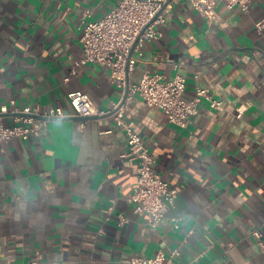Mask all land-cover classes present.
Here are the masks:
<instances>
[{
	"label": "crops",
	"instance_id": "crops-1",
	"mask_svg": "<svg viewBox=\"0 0 264 264\" xmlns=\"http://www.w3.org/2000/svg\"><path fill=\"white\" fill-rule=\"evenodd\" d=\"M117 1L0 0V109L14 101L68 114L0 144V264H126L174 250V264H264L253 235H264V0H241L247 11L219 2L214 22L176 0L163 37L136 54L131 84L144 72L179 74L188 99L207 88L223 102L217 110L204 99L181 128L141 97L131 101L127 118L178 191L157 226L130 201L138 178L123 156L125 132L111 116L81 119L69 99L79 91L110 111L122 97L108 68L76 65L84 21Z\"/></svg>",
	"mask_w": 264,
	"mask_h": 264
},
{
	"label": "built area",
	"instance_id": "built-area-1",
	"mask_svg": "<svg viewBox=\"0 0 264 264\" xmlns=\"http://www.w3.org/2000/svg\"><path fill=\"white\" fill-rule=\"evenodd\" d=\"M175 1L118 0L102 19L85 20L81 38L83 57L76 65L89 63L108 68L113 82L123 89V94L110 111L98 108L82 92L75 91L69 94L77 116L86 119L111 116L115 124L125 132L128 149L123 156L135 164L138 178L130 201L135 204L136 213L150 216L152 226H157L167 218L176 205L178 191L160 174L156 160L144 144L135 123L127 118L131 101L136 96L141 97L149 106L163 110L170 124L181 128H187L193 118L199 115L200 104L204 99L209 100L214 109L219 110L223 106V102L214 99L207 88H197L195 96L188 99L187 79L179 74L173 79H167L160 74L144 72L135 83L131 84L129 81L130 73L135 70L137 64L136 54H142L146 44L163 37L161 28L167 24ZM188 1L210 22L218 20L216 6L219 2H224L229 9L239 5L243 11L248 10V6L242 4L241 0ZM257 26L261 29L262 23ZM247 110L248 105H241L237 110V116L241 118ZM8 115H13L16 119L12 126H6L2 122L3 116ZM65 117H68V114L62 108H55L49 112L39 107H19L13 101L11 106L5 105L0 109V144L17 138L27 140L32 136H38L51 119ZM119 218L120 225L127 221L124 215H120ZM174 221L177 225L181 219L174 218ZM253 235L264 252L263 233L255 231ZM177 255L179 250H174L170 258L160 252L151 258H132L127 260L126 264H174L171 258ZM30 264L45 263L33 260Z\"/></svg>",
	"mask_w": 264,
	"mask_h": 264
},
{
	"label": "water",
	"instance_id": "water-1",
	"mask_svg": "<svg viewBox=\"0 0 264 264\" xmlns=\"http://www.w3.org/2000/svg\"><path fill=\"white\" fill-rule=\"evenodd\" d=\"M33 117L41 118V117H39V116H33ZM61 119H62V118H61ZM81 119H83V120H87L86 118H81Z\"/></svg>",
	"mask_w": 264,
	"mask_h": 264
}]
</instances>
